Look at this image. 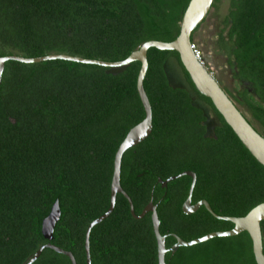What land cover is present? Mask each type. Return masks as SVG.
Returning <instances> with one entry per match:
<instances>
[{
	"label": "trees",
	"instance_id": "1",
	"mask_svg": "<svg viewBox=\"0 0 264 264\" xmlns=\"http://www.w3.org/2000/svg\"><path fill=\"white\" fill-rule=\"evenodd\" d=\"M189 2L0 0V56L121 61L146 41L175 40ZM217 46L236 82L234 93L224 90L248 108L252 119L243 114L264 136V0H231ZM147 58L144 88L153 128L124 152L120 182L136 214L151 200L157 205L170 248L173 234L189 241L234 223L204 205L184 213L191 176L165 187L159 178L191 170L197 176L192 203L205 199L216 214L239 217L264 202V166L197 90L178 51L150 47ZM140 68V61L117 68L59 58L6 62L0 84V264H26L49 242L87 264L86 230L110 207L116 151L146 115L137 89ZM56 200L61 215L47 240L42 223ZM261 229L264 250V221ZM90 254L91 264H158L151 212L135 218L118 193L113 211L91 229ZM165 261L257 264L247 231L181 246ZM32 264L72 262L44 248Z\"/></svg>",
	"mask_w": 264,
	"mask_h": 264
},
{
	"label": "water",
	"instance_id": "2",
	"mask_svg": "<svg viewBox=\"0 0 264 264\" xmlns=\"http://www.w3.org/2000/svg\"><path fill=\"white\" fill-rule=\"evenodd\" d=\"M215 0H190L186 11L183 15L180 24V33L173 41L149 40L144 42L138 49L134 50L126 59L121 61H103L96 59L83 58L80 56H71L67 54H50L41 57H24L21 55H7L0 56V84L2 75L5 69V64L8 60L14 59L26 63H37L49 59H67L82 63L99 64L106 67H122L128 65L133 61H140L141 68L137 79V89L143 106L145 108V118L132 127L127 133L126 137L118 147L114 158V171L111 183L110 207L100 217L94 219L86 230L85 236V251L86 263L91 264L90 254V232L91 229L102 220L107 218L113 211L116 197L118 193H122L130 203L131 214L139 219L144 217L148 212H151L153 221V229L157 239L158 245V264H166L165 256L168 251L175 253L181 246H192L201 242L208 241L214 237L234 236L243 231H247L253 241V251L257 264H264V250L262 240L261 222L264 221V202L252 208L245 216H220L216 214L210 203L202 199L196 203H192V193L196 184V173L191 170H186L177 176H171L167 180L159 178L162 186H167V183L182 175H189L192 177V183L189 189V194L182 209L184 213L190 214L197 211L202 205L211 212L214 216L230 220L234 223V227L224 231L210 232L201 237L184 240L177 234H173L176 238V243L170 248L166 247V235L160 232V220L157 213V205L151 200L144 207L143 211L138 215L135 213L133 202L124 190L120 182L121 162L124 152L146 139L152 132V107L144 88V79L148 69L147 52L150 47H157L163 50H176L180 54V59L186 70L188 71L192 81L197 90L203 95L209 97L217 110L221 113L227 123L232 127L234 132L240 138L242 143L248 148L252 155L264 166V136L249 122L248 118L239 109L237 104L224 90L219 81L213 76L206 64L200 60L193 49L192 35L195 29L203 23L209 15ZM61 215L59 200H56L51 208L50 213L44 218L42 223V232L47 240L53 239L54 228ZM44 248H51L59 253L67 255L72 264H77L75 256L71 251L65 250L55 244L46 243L42 245L26 262L32 264L42 253Z\"/></svg>",
	"mask_w": 264,
	"mask_h": 264
},
{
	"label": "rangeland",
	"instance_id": "3",
	"mask_svg": "<svg viewBox=\"0 0 264 264\" xmlns=\"http://www.w3.org/2000/svg\"><path fill=\"white\" fill-rule=\"evenodd\" d=\"M230 2L231 0H220L218 5L211 9L207 18L195 32L193 43L199 47L202 61L219 81L221 86L234 93L236 82L227 64V57L217 46L218 34L224 28V19L229 12ZM172 63H175L173 66L179 70L175 60ZM172 67H169V71H172ZM178 74L180 75V73ZM238 107L248 118L252 119L245 105L238 104ZM253 124L262 131V127L257 121L253 120Z\"/></svg>",
	"mask_w": 264,
	"mask_h": 264
},
{
	"label": "built area",
	"instance_id": "4",
	"mask_svg": "<svg viewBox=\"0 0 264 264\" xmlns=\"http://www.w3.org/2000/svg\"><path fill=\"white\" fill-rule=\"evenodd\" d=\"M193 49H194V51H195L196 56H197L200 60H202V59H201V51H200L199 47H197V45H196L195 43H193Z\"/></svg>",
	"mask_w": 264,
	"mask_h": 264
}]
</instances>
